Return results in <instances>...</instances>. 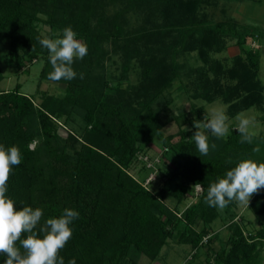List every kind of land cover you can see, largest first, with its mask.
Here are the masks:
<instances>
[{
    "label": "trees",
    "instance_id": "16d2710c",
    "mask_svg": "<svg viewBox=\"0 0 264 264\" xmlns=\"http://www.w3.org/2000/svg\"><path fill=\"white\" fill-rule=\"evenodd\" d=\"M206 1L0 0V45L8 44V62L17 69L24 71L42 59L39 84L50 81L53 71L40 39L54 40L70 26L89 50L82 60H74L77 77L58 82L65 84L61 95L40 90L37 101L21 83L0 87V145L6 150L16 146L22 154L5 195L17 209H42L41 223L59 218L65 208L79 212L70 225L73 235L58 254L65 264L72 259L76 264H139L143 256L154 261L170 239L191 246L188 264H202V254L205 264L261 263L264 226L247 233L234 219L223 241L212 229L220 210L205 199L209 187L238 162H264V132L256 134L253 144L240 142L237 126L223 138L208 133L209 143L217 147L202 156L192 136L194 121L211 119L205 105L194 104L192 115L170 109L176 82L190 98L228 105L230 117L264 107L261 47L250 44L261 41L264 33L235 20L212 21L201 10ZM41 22L51 27V37L43 35ZM229 38L237 40L245 57L238 55L226 72L210 52L224 51ZM196 50L203 63L189 67L181 58ZM134 70L139 79L130 82ZM4 79L0 56V83ZM171 122L180 127L177 141L176 134L163 131ZM61 126L67 127L66 136ZM158 138L167 148L164 154L175 155L174 164L148 167L143 160L138 178L131 170L145 144ZM257 145L260 152L254 153ZM155 169L164 179L156 176L150 186L161 182L151 189L144 181ZM198 185L202 190L196 194ZM191 195L196 200L181 209ZM237 204L232 201L227 209ZM249 207L264 215V189ZM5 259L0 254V264Z\"/></svg>",
    "mask_w": 264,
    "mask_h": 264
},
{
    "label": "clouds",
    "instance_id": "9594fccd",
    "mask_svg": "<svg viewBox=\"0 0 264 264\" xmlns=\"http://www.w3.org/2000/svg\"><path fill=\"white\" fill-rule=\"evenodd\" d=\"M77 33L69 26L63 29L62 38L39 40L42 47L49 51V59L53 71L48 79L53 82L72 80L77 77L73 70L76 59H83L88 54V47L76 39ZM83 79L84 74L79 73ZM237 129L241 143L253 144L256 138L254 117H237ZM229 117L223 110L216 109L212 118L205 123L194 121L197 129L192 138L200 155L207 156L217 145L209 143L213 137L223 138L229 133ZM254 153L260 152V147H253ZM22 162V154L18 147L7 150L0 145V254L6 256L4 264H65L59 252L71 239L73 230L70 225L79 218V212L65 208L59 218L47 219L41 223L43 211L31 207L17 209L14 201L6 197L7 182L13 170ZM229 163L231 159L229 158ZM264 189V162L246 159L238 162L235 167L226 172L224 178L212 184L207 192L205 203L210 207L225 208L232 201L249 205L250 198L259 190ZM23 234L26 238L21 239ZM19 241L20 247H17ZM23 249V252L21 251ZM68 264H76L72 259Z\"/></svg>",
    "mask_w": 264,
    "mask_h": 264
},
{
    "label": "rangeland",
    "instance_id": "374dc122",
    "mask_svg": "<svg viewBox=\"0 0 264 264\" xmlns=\"http://www.w3.org/2000/svg\"><path fill=\"white\" fill-rule=\"evenodd\" d=\"M201 10L206 13L207 17L214 22L222 20H235L240 26H255L257 31L259 30L264 33V0H207L202 5ZM39 26L43 35L51 37L52 32L49 25L41 22ZM57 38H62V36H56L54 39ZM236 41L237 40L235 38H229L226 41L227 44L224 51H222L221 53L210 52L211 59H218L219 61L221 60L225 70L226 68L228 70V68H231L233 66V61L238 55L245 57V54L240 51V48ZM250 44L253 47H261V65L259 77L264 84V37L261 41L258 42L251 40ZM7 45L8 44L6 42H2L0 45L1 67L5 74V79L0 83L1 88L10 89L13 88L16 84L21 83L22 90L30 95H36L35 98L37 101L40 100V96L38 93L40 90L59 95L63 93L65 84L53 81H43L42 84H39L40 72L43 67L42 59L31 63L29 67L25 68L24 71L22 69H17L11 66L8 62ZM181 59L183 61L186 60L189 67H195L203 63L201 52L198 50L192 51L187 55V57H182ZM118 60L119 64L120 59L118 58ZM109 64H111L112 68L117 67V64H113L111 61H109ZM138 79V71H132L129 81L137 82ZM171 92L173 94L174 101L170 105V109L173 111L179 112L180 109H183L188 111V113L192 115V108L194 104H204L211 118L213 111L216 109L223 110L226 113V115L229 117V133L232 129V126H237V117H254L256 120V127L254 129L255 133L259 134L264 132V107L254 106L242 111L235 117H230L228 113V105L222 103L221 101L208 103L203 100L190 98L186 91L183 89L182 84L179 82L175 83L174 87H172L171 89ZM179 130L180 127L176 122L167 124L163 129L166 135H177ZM67 132V127H60V133L62 135L66 136ZM179 138V135L175 136L174 141L179 140ZM33 145H35V143H33ZM144 148V152L141 154L139 161L136 162L134 168L131 170V172L138 178L141 174H143V160L147 161L148 167H153V165L158 164L163 165L164 161L167 163V166H173L175 155L171 152L166 155L164 154V151L167 152V148L164 147L162 138H158L149 142L148 144H145ZM152 157H154L155 159H153ZM153 173L155 177H158L159 174L161 176L162 171L157 172L156 169L155 171H151L144 183L148 184L147 181L149 177H152ZM162 177L163 176H161V178ZM159 182H161V179L158 180L157 183H155L153 186H150L149 184V187L153 189L159 184ZM254 195L255 194H253V196ZM253 196L250 198V200L253 198ZM195 200L196 197L191 195L185 200L184 204L180 205V208L184 209L186 206L192 204ZM168 203L172 207H175L176 205L175 201L173 200H169ZM227 208V206L223 209L219 208L221 215L212 224L213 231L219 232L223 241H226L229 238L232 232L229 224L234 219L241 221L247 233L250 231H255L264 226V215H255L250 209L249 205L247 206L238 202L237 206H235L234 208ZM214 245L219 249L220 242L216 240ZM191 255L192 248L190 245L180 244L177 243L176 240L170 239L169 243L164 247L162 254L158 259L150 261L147 256H143L140 259L139 264H188L189 260L191 259ZM198 262L202 264L206 263V257L204 254H202L198 258ZM260 264H264V247L262 248Z\"/></svg>",
    "mask_w": 264,
    "mask_h": 264
},
{
    "label": "built area",
    "instance_id": "2783aa9c",
    "mask_svg": "<svg viewBox=\"0 0 264 264\" xmlns=\"http://www.w3.org/2000/svg\"><path fill=\"white\" fill-rule=\"evenodd\" d=\"M154 173L152 174V177H149V179L147 181L148 184L150 183L151 180H154L155 179ZM148 184L145 183V185H148ZM201 190H202L201 186L198 185L196 187V194H199L201 192Z\"/></svg>",
    "mask_w": 264,
    "mask_h": 264
}]
</instances>
